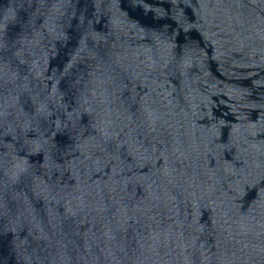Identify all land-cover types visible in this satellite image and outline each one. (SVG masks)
I'll list each match as a JSON object with an SVG mask.
<instances>
[{
  "label": "water",
  "instance_id": "1",
  "mask_svg": "<svg viewBox=\"0 0 264 264\" xmlns=\"http://www.w3.org/2000/svg\"><path fill=\"white\" fill-rule=\"evenodd\" d=\"M0 264H264V0H0Z\"/></svg>",
  "mask_w": 264,
  "mask_h": 264
}]
</instances>
